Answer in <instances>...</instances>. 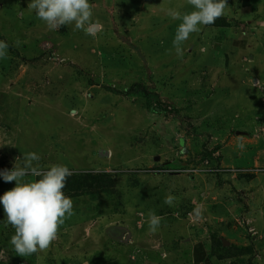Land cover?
I'll use <instances>...</instances> for the list:
<instances>
[{
    "label": "rangeland",
    "instance_id": "obj_1",
    "mask_svg": "<svg viewBox=\"0 0 264 264\" xmlns=\"http://www.w3.org/2000/svg\"><path fill=\"white\" fill-rule=\"evenodd\" d=\"M221 2L229 27L205 25L210 0H0V264H193L203 200L264 264V50L235 46L248 18ZM147 168L174 172L119 174ZM42 171L114 188L46 195Z\"/></svg>",
    "mask_w": 264,
    "mask_h": 264
},
{
    "label": "trees",
    "instance_id": "obj_2",
    "mask_svg": "<svg viewBox=\"0 0 264 264\" xmlns=\"http://www.w3.org/2000/svg\"><path fill=\"white\" fill-rule=\"evenodd\" d=\"M221 2L220 0H210L209 8L206 16L205 25L207 27H229L227 21L221 17ZM168 168V166H165ZM170 168V166H169ZM149 169V168H147ZM159 169V168H158ZM129 174H133L128 172ZM127 174V173H119ZM118 174V175H119ZM135 174V173H134ZM112 176L107 173H82L79 175H66L63 173H55L50 171L35 172L34 185L41 192L46 195H63L65 197H74L80 195L93 196L99 191H106L107 189L114 188ZM108 185V186H107ZM108 187V188H107ZM52 197H48L50 200ZM106 232L110 239L118 244H126L124 241L128 236L127 230L121 226L108 227ZM216 233L210 234V252L208 262L211 259L230 261L229 264H253L252 255L254 252L252 242L247 246H237L229 243L228 246L224 244L225 239L216 236ZM14 235V234H13ZM13 238V237H12ZM20 246V245H16ZM17 251L20 249L17 248ZM134 258V257H132ZM94 264H100L101 261L97 259L93 261ZM78 264H81L78 262Z\"/></svg>",
    "mask_w": 264,
    "mask_h": 264
},
{
    "label": "crops",
    "instance_id": "obj_3",
    "mask_svg": "<svg viewBox=\"0 0 264 264\" xmlns=\"http://www.w3.org/2000/svg\"><path fill=\"white\" fill-rule=\"evenodd\" d=\"M220 2H221V0H220ZM236 2L238 4V7L240 5V8L237 12L238 17L241 19L248 18V20L242 21V24L240 25V29H238V32H237V40L232 39L235 43V46L239 47L241 50H245V48H246V42H245L246 35L247 36L249 35L252 38L259 40L260 45L262 47L260 50L263 51L264 50V16L262 17L263 13L261 12L263 2H259L256 0H236ZM208 8H209V6H208ZM220 9H221V17L227 21L226 15L229 14L231 11L227 12V8L225 7V9H224L222 2H221V8ZM224 11L226 12V15L224 14ZM207 12H208V9H207ZM207 12H206V16H207ZM206 16H205V21H206ZM253 54L254 53L252 52L251 54L247 55L251 59V61H248V62L253 61V58L251 57ZM239 72H240V70H239ZM255 72L251 71V73H252V74L250 73L251 80L259 81L261 83L262 87H264V85H263L264 77L261 78L259 76L260 71L258 69ZM246 79H247V77H246ZM249 81L250 80H248V82ZM260 107L262 109H264V102H263V105L260 104ZM242 136L244 137L245 133H243ZM233 143H234V141H232L229 144H233ZM220 164H221V166L224 165L222 163V161H220ZM236 179H237V177H236ZM204 204H205V201L203 200L202 201L203 207L202 206L200 207V205H196L195 207H191L190 208L192 210L191 216H192V218H196V217L199 218L200 217L201 219H203V221H204L203 226H207L208 231H205V230L202 231L201 230L199 233H205L206 234V239H207L206 241H208V243L210 245V234L211 233H214L216 230L218 233L220 232L219 233L220 237L221 236L223 237L224 232L221 233V231H223L222 230L223 227L229 228L230 231L233 232L232 226H231V225H233V223L230 220L226 219V217L218 215L217 210H216L217 207L208 206V208L206 209V207H204L205 206ZM227 213H229L228 210H227ZM220 225H221V229H219ZM199 233L196 235H199ZM149 235L150 234H148L144 237V239H143L144 244L149 243V239H150ZM136 240L137 239L131 240L129 242V244L133 243ZM205 242L198 239V240L193 241L191 243V257H192V263L193 264H210L208 262L209 261L208 260L209 249L206 251Z\"/></svg>",
    "mask_w": 264,
    "mask_h": 264
},
{
    "label": "built area",
    "instance_id": "obj_4",
    "mask_svg": "<svg viewBox=\"0 0 264 264\" xmlns=\"http://www.w3.org/2000/svg\"><path fill=\"white\" fill-rule=\"evenodd\" d=\"M204 165L205 166H208V161H204ZM207 168L205 167V170ZM170 170L168 171H165V170H162V169H154V168H149V169H145V170H126V171H121L123 173H128V172H131V173H135V174H146V175H159V174H162V173H165V172H169ZM185 171H187V173H193L194 170H191V169H185ZM170 172H174V171H170ZM202 172V171H200ZM206 172L208 173H212V170H209L207 169Z\"/></svg>",
    "mask_w": 264,
    "mask_h": 264
},
{
    "label": "water",
    "instance_id": "obj_5",
    "mask_svg": "<svg viewBox=\"0 0 264 264\" xmlns=\"http://www.w3.org/2000/svg\"><path fill=\"white\" fill-rule=\"evenodd\" d=\"M20 196H23V197H27L26 195H20ZM224 244L226 245V246H228L229 245V243L228 242H224Z\"/></svg>",
    "mask_w": 264,
    "mask_h": 264
}]
</instances>
